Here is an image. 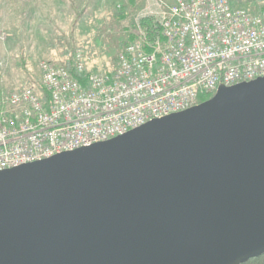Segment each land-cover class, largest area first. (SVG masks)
Instances as JSON below:
<instances>
[{
    "label": "water",
    "instance_id": "water-1",
    "mask_svg": "<svg viewBox=\"0 0 264 264\" xmlns=\"http://www.w3.org/2000/svg\"><path fill=\"white\" fill-rule=\"evenodd\" d=\"M264 253V76L0 171V264H243Z\"/></svg>",
    "mask_w": 264,
    "mask_h": 264
},
{
    "label": "built area",
    "instance_id": "built-area-1",
    "mask_svg": "<svg viewBox=\"0 0 264 264\" xmlns=\"http://www.w3.org/2000/svg\"><path fill=\"white\" fill-rule=\"evenodd\" d=\"M137 32L112 72L40 62L41 83L0 99V171L112 139L153 119L187 110L231 86L264 76V4L233 0H146ZM144 18H152L146 24Z\"/></svg>",
    "mask_w": 264,
    "mask_h": 264
},
{
    "label": "rangeland",
    "instance_id": "rangeland-1",
    "mask_svg": "<svg viewBox=\"0 0 264 264\" xmlns=\"http://www.w3.org/2000/svg\"><path fill=\"white\" fill-rule=\"evenodd\" d=\"M138 1L132 17H111L110 3L125 0H0V99L25 86L42 92L40 62L67 64L79 48L88 56V70L112 72L127 39H135L146 6ZM263 4L246 1L250 10Z\"/></svg>",
    "mask_w": 264,
    "mask_h": 264
},
{
    "label": "trees",
    "instance_id": "trees-1",
    "mask_svg": "<svg viewBox=\"0 0 264 264\" xmlns=\"http://www.w3.org/2000/svg\"><path fill=\"white\" fill-rule=\"evenodd\" d=\"M233 1H234V4H235V5H238V6H241V7H246V8H248V5H246V1H247V0H239V2H238V0H233ZM242 3L245 4V5H243ZM262 6H263V5H262ZM262 6H261V7H262ZM260 9H261V8H260ZM260 9H257V10H254V11H259ZM143 22L146 23V24H149L150 22H152V18H144ZM130 41H131V38L129 37V38L127 39L126 43L124 44V46L122 47V49H123V48H124V47H125ZM122 49H121V50H122ZM72 62H73V57H72V59L66 64V66L68 67V69H70V70L72 71V73H73L75 76H77L81 81H84L85 76H84L83 74H80L79 72H77V70L73 67ZM41 89H42L43 93L45 94V97H47L48 94H47L46 91H44V87H43L42 84H41ZM209 96H210V95L202 94V95H200V100H201V101H202V100H206V99L209 98ZM259 261H264V253H262V254L259 255V256L251 257L247 262H245V263H243V264H251V263L259 262Z\"/></svg>",
    "mask_w": 264,
    "mask_h": 264
},
{
    "label": "crops",
    "instance_id": "crops-1",
    "mask_svg": "<svg viewBox=\"0 0 264 264\" xmlns=\"http://www.w3.org/2000/svg\"><path fill=\"white\" fill-rule=\"evenodd\" d=\"M143 0H141L142 2ZM138 0H125V2L123 3H119L115 6V2L110 3V6L113 8L114 10V14L113 11H111V17H129L134 11V8L138 5ZM144 2V1H143ZM146 2V0H145ZM174 2V0H173ZM97 11V10H95ZM132 12V13H130ZM130 14V15H129ZM132 17V16H130Z\"/></svg>",
    "mask_w": 264,
    "mask_h": 264
}]
</instances>
